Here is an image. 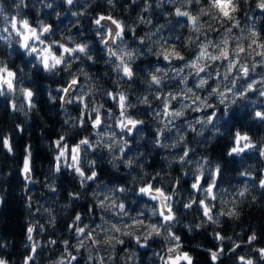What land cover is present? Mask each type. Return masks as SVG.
Returning <instances> with one entry per match:
<instances>
[{
    "label": "clouds",
    "instance_id": "clouds-1",
    "mask_svg": "<svg viewBox=\"0 0 264 264\" xmlns=\"http://www.w3.org/2000/svg\"><path fill=\"white\" fill-rule=\"evenodd\" d=\"M0 264H264V0H0Z\"/></svg>",
    "mask_w": 264,
    "mask_h": 264
}]
</instances>
